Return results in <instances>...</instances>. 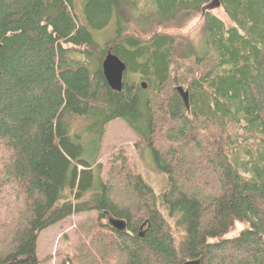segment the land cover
Here are the masks:
<instances>
[{
	"label": "trees",
	"instance_id": "obj_1",
	"mask_svg": "<svg viewBox=\"0 0 264 264\" xmlns=\"http://www.w3.org/2000/svg\"><path fill=\"white\" fill-rule=\"evenodd\" d=\"M84 3L86 20L77 0H0V264L50 262L41 233L81 213L61 264H264V0ZM198 14L199 44L162 32ZM111 23L99 44L90 27ZM109 51L128 66L122 91ZM117 118L168 174L161 196L126 148L107 171L98 160Z\"/></svg>",
	"mask_w": 264,
	"mask_h": 264
},
{
	"label": "rangeland",
	"instance_id": "obj_2",
	"mask_svg": "<svg viewBox=\"0 0 264 264\" xmlns=\"http://www.w3.org/2000/svg\"><path fill=\"white\" fill-rule=\"evenodd\" d=\"M84 1L85 0H77L76 12H79L81 17L84 16L86 20ZM209 8L208 11L218 16L226 24H230L231 20L223 6H209ZM203 20V15L198 14L185 24L163 28L162 32L169 35L185 36L192 40L193 43L199 44L203 37ZM90 30L95 40L101 45H104L106 41L115 36L116 32L114 23H111L103 29L90 27ZM73 126L74 129H72V131L74 133H79L82 136L87 134L85 140L87 139L89 142L92 140V136L94 135L92 129L86 133L77 123H73ZM83 126L86 125L83 124ZM239 141H241V139ZM115 148H126L128 150L133 167L138 173L143 175L144 179L151 186H153L158 196H161L169 187L168 174L157 167V162L151 148L141 141L139 135L131 128L127 121L122 118L110 121L105 127L98 160L105 165L106 171L109 168L108 161L110 155ZM93 151L94 148L90 146L88 153L91 154ZM89 215V213L72 215L41 233L38 239L39 258L42 259L49 255H53V259L50 262L46 261L41 264L62 263L65 254L72 250L73 243L76 239L75 230L78 222Z\"/></svg>",
	"mask_w": 264,
	"mask_h": 264
},
{
	"label": "water",
	"instance_id": "obj_3",
	"mask_svg": "<svg viewBox=\"0 0 264 264\" xmlns=\"http://www.w3.org/2000/svg\"><path fill=\"white\" fill-rule=\"evenodd\" d=\"M128 66L126 62H124L120 57L113 54L111 51L107 54L106 58L103 61V73L108 85L116 91H122L123 84H124V75L127 71ZM146 88V84H142ZM183 102L185 103L186 107L190 109V93L189 90L183 86L177 87ZM110 224L114 226L118 230L126 229V222L119 219H110ZM183 264H202V260L198 259H191Z\"/></svg>",
	"mask_w": 264,
	"mask_h": 264
},
{
	"label": "bare ground",
	"instance_id": "obj_4",
	"mask_svg": "<svg viewBox=\"0 0 264 264\" xmlns=\"http://www.w3.org/2000/svg\"><path fill=\"white\" fill-rule=\"evenodd\" d=\"M114 227V226H113ZM118 230V229H117Z\"/></svg>",
	"mask_w": 264,
	"mask_h": 264
}]
</instances>
